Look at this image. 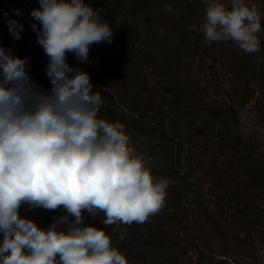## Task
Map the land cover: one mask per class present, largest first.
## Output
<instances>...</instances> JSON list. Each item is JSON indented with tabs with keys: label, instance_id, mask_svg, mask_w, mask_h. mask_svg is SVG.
Instances as JSON below:
<instances>
[{
	"label": "trees",
	"instance_id": "obj_1",
	"mask_svg": "<svg viewBox=\"0 0 264 264\" xmlns=\"http://www.w3.org/2000/svg\"><path fill=\"white\" fill-rule=\"evenodd\" d=\"M85 3L101 9L115 33L111 44L91 46L93 63L80 65L102 97L98 118L122 123L134 155L151 157L157 179L169 182L164 206L144 222L145 230L137 223L124 224L121 248L131 260L139 255V264H180L174 247L183 240L177 229L181 223L219 217L220 225L234 231L233 217L250 211L252 181L264 182V169L254 167L251 143L240 133L239 114L252 100L264 111V0H245L261 15L260 50L251 54L234 41H205L206 0ZM39 6L38 0H0V47H11L21 58L31 53L30 75L48 90L45 67L39 71L44 49L31 27H41L31 16ZM9 21L23 25L19 40L11 34ZM202 49L212 63H206ZM44 57L47 65L49 58ZM67 60L78 64L72 54ZM216 63L229 83L220 99H214L207 78L203 84L195 72L207 69L213 75ZM36 223L49 225L45 217Z\"/></svg>",
	"mask_w": 264,
	"mask_h": 264
},
{
	"label": "clouds",
	"instance_id": "obj_2",
	"mask_svg": "<svg viewBox=\"0 0 264 264\" xmlns=\"http://www.w3.org/2000/svg\"><path fill=\"white\" fill-rule=\"evenodd\" d=\"M38 2L31 16L41 27H31L49 58L50 89L30 75V58L0 47V264H128L87 219L105 227L144 223L162 210L169 182L154 179L149 161L134 155L122 123L98 118L102 97L80 65L94 62L92 45L114 39L101 9L85 0ZM22 29L9 21L15 40ZM202 29L208 43L230 40L245 53L260 50L261 15L245 0H231L230 10L206 0ZM22 206L63 214L42 228L20 215Z\"/></svg>",
	"mask_w": 264,
	"mask_h": 264
},
{
	"label": "rangeland",
	"instance_id": "obj_3",
	"mask_svg": "<svg viewBox=\"0 0 264 264\" xmlns=\"http://www.w3.org/2000/svg\"><path fill=\"white\" fill-rule=\"evenodd\" d=\"M86 1V0H85ZM219 3L225 5L230 10L231 0H218ZM203 49L200 51L202 56L206 59ZM43 54L42 61H40L39 71L46 66V58ZM214 57L213 54H211ZM25 57L33 58L32 54H27ZM206 63H212V59H206ZM220 64L216 63L215 73L222 77V72L219 70ZM219 68V69H218ZM196 74L201 77V82L207 78L211 84L210 91L214 94V99H220L225 95L229 83L226 81L228 76L221 78L215 75H208L207 69H196ZM223 78H225L223 80ZM241 118L240 133L251 143V157L253 159L254 167L260 171V166L264 169V111L255 107V100L249 104L242 106L239 109ZM144 158L149 161L146 165L150 170L154 179H157V168L153 165V159L146 154ZM197 171L193 172L192 177L196 178ZM253 194L250 200L251 206L248 214H238L233 217L234 231L230 230V226L220 225L219 217H201L197 223L186 222L181 223L178 235L182 238V242H176L174 249L177 250L180 264H264V182L258 185L257 180H253ZM62 210L58 209L55 212L34 209L27 210V206H22L20 215L34 220L35 222L46 218L48 224L51 223L54 215H61ZM100 218L103 219V213H100ZM88 224H92L103 230L110 236L112 247L121 251L125 255V250L121 248L120 241L124 235V224L109 225L105 227L100 219H87ZM190 225V228L188 227ZM145 224H139L140 230H145ZM136 229V230H139ZM0 242H2V234H0ZM165 249H162V253ZM126 257V255H125ZM139 255L136 259L131 260L126 257L128 264H139Z\"/></svg>",
	"mask_w": 264,
	"mask_h": 264
}]
</instances>
